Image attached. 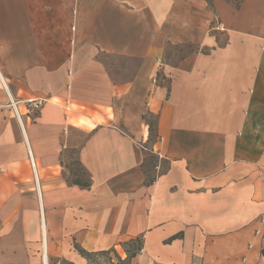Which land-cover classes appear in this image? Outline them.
I'll return each mask as SVG.
<instances>
[{"label":"crops","instance_id":"1","mask_svg":"<svg viewBox=\"0 0 264 264\" xmlns=\"http://www.w3.org/2000/svg\"><path fill=\"white\" fill-rule=\"evenodd\" d=\"M135 239L127 264H264V0H0V264Z\"/></svg>","mask_w":264,"mask_h":264},{"label":"rangeland","instance_id":"2","mask_svg":"<svg viewBox=\"0 0 264 264\" xmlns=\"http://www.w3.org/2000/svg\"><path fill=\"white\" fill-rule=\"evenodd\" d=\"M199 50V48L195 45H186V46H170L167 48V57L166 62L173 64L176 60L184 57L186 54L191 53L193 51ZM35 109V107H34ZM146 119L151 126H154L155 118L153 116H146ZM73 138L74 142H81L84 138V134L81 131H74ZM73 139V140H74ZM76 147L67 148L65 151V155L62 161L64 165L63 175L67 181L73 180H85L84 171L76 160ZM153 161H151V164ZM166 166L164 164L161 165L160 171L164 170ZM132 251L133 247L130 245L128 248ZM120 257V256H119ZM122 259V258H121ZM48 264H73L68 260L49 256L47 260ZM88 264H121L116 254L113 252H108L106 254L95 253L89 256Z\"/></svg>","mask_w":264,"mask_h":264},{"label":"trees","instance_id":"3","mask_svg":"<svg viewBox=\"0 0 264 264\" xmlns=\"http://www.w3.org/2000/svg\"><path fill=\"white\" fill-rule=\"evenodd\" d=\"M234 7L238 8L240 6V3L243 1V0H228ZM149 127H150V132L152 133L153 132V127L151 126V124H149ZM72 184H76V185H79V186H82V187H86L87 184L86 183H82L80 180H73L71 181ZM132 246L133 249L132 251H130V249H126L128 248L127 246ZM123 248H124V251L127 255V257L125 259H121V257H119V255L115 252V251H106V252H99L101 254H106L108 252H113L116 254L117 258L119 259V261L121 262V264H127L128 260L130 258H132L134 255H135V252L140 250L141 249V242L139 239H135V240H131L129 241L128 243H124L123 245ZM78 252L83 256L85 257L88 261H89V256L91 255L90 253H87L81 249H78ZM95 254V253H93ZM261 254L262 256L264 257V248L262 249L261 251Z\"/></svg>","mask_w":264,"mask_h":264},{"label":"bare ground","instance_id":"4","mask_svg":"<svg viewBox=\"0 0 264 264\" xmlns=\"http://www.w3.org/2000/svg\"><path fill=\"white\" fill-rule=\"evenodd\" d=\"M44 226V225H43ZM45 243V242H44ZM45 252H46V247H45V244H43V254H44V258H45ZM46 259V258H45ZM46 262V261H45ZM44 264H47V263H44Z\"/></svg>","mask_w":264,"mask_h":264},{"label":"built area","instance_id":"5","mask_svg":"<svg viewBox=\"0 0 264 264\" xmlns=\"http://www.w3.org/2000/svg\"><path fill=\"white\" fill-rule=\"evenodd\" d=\"M153 82H156L154 79H153ZM161 139L162 138H159V140L161 141ZM30 162H31V164L33 165V163H32V159L30 158Z\"/></svg>","mask_w":264,"mask_h":264}]
</instances>
